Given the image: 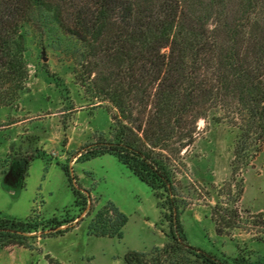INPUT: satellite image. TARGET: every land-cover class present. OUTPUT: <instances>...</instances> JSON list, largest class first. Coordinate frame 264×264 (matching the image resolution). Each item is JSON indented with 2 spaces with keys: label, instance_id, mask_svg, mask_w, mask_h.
<instances>
[{
  "label": "trees",
  "instance_id": "trees-1",
  "mask_svg": "<svg viewBox=\"0 0 264 264\" xmlns=\"http://www.w3.org/2000/svg\"><path fill=\"white\" fill-rule=\"evenodd\" d=\"M47 21L80 43L83 85L111 116L109 137L88 157L117 156L166 210L170 241L151 258L129 250L125 264H243L187 242L181 214L189 202L178 175L187 173L200 120L221 109L240 134L231 178L218 193L241 199L239 176L264 145V0H0V106L13 105L28 87L25 27ZM62 168L84 212L87 199ZM105 210L114 218L99 211L90 233L122 238L128 216L113 203ZM212 218L219 234L244 223L227 201L212 206ZM72 221L0 216V247L32 248L31 233H62Z\"/></svg>",
  "mask_w": 264,
  "mask_h": 264
},
{
  "label": "rangeland",
  "instance_id": "rangeland-1",
  "mask_svg": "<svg viewBox=\"0 0 264 264\" xmlns=\"http://www.w3.org/2000/svg\"><path fill=\"white\" fill-rule=\"evenodd\" d=\"M25 33L28 87L13 105L0 106V216L74 221L62 225V233L50 235L42 228L31 233L32 248L0 247V264H125L129 250L151 258L170 241L166 210L117 156L88 157L103 136L109 137L112 120L107 104L83 85L80 43L52 21L27 25ZM199 129L185 157L187 173L178 175L189 202L181 214L187 242L223 259L264 264V145L239 176L241 199L228 200L218 191L231 178L240 129L221 109L201 119ZM62 166H68L73 187L87 199L84 212ZM220 201L239 208L242 227L216 231L212 206ZM110 203L128 216L122 238L89 231L99 211L114 218L105 210Z\"/></svg>",
  "mask_w": 264,
  "mask_h": 264
}]
</instances>
